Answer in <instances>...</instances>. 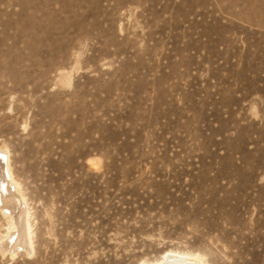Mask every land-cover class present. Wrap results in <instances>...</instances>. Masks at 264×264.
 Masks as SVG:
<instances>
[{
	"label": "rangeland",
	"instance_id": "374dc122",
	"mask_svg": "<svg viewBox=\"0 0 264 264\" xmlns=\"http://www.w3.org/2000/svg\"><path fill=\"white\" fill-rule=\"evenodd\" d=\"M1 165L0 264H264V0H0Z\"/></svg>",
	"mask_w": 264,
	"mask_h": 264
},
{
	"label": "bare ground",
	"instance_id": "6f19581e",
	"mask_svg": "<svg viewBox=\"0 0 264 264\" xmlns=\"http://www.w3.org/2000/svg\"><path fill=\"white\" fill-rule=\"evenodd\" d=\"M1 166L2 167L0 168V188L3 190L4 189L3 186H4L5 181H6V176H5L4 169H3L4 166L3 165H1ZM6 170H8V169H6ZM4 194H5V192H4ZM17 215H18L17 216L18 221L20 222L21 235L23 237V241L26 243V241H28V239H29L27 234H26V231H25V229H26L25 228L26 227V225H25V221H26L25 217L26 216H25V213L22 212V211L18 212ZM156 264H202V263L199 260H197V259H190V258H188L186 256H177V255L165 253L163 255V257H162V260L160 262L156 263Z\"/></svg>",
	"mask_w": 264,
	"mask_h": 264
}]
</instances>
